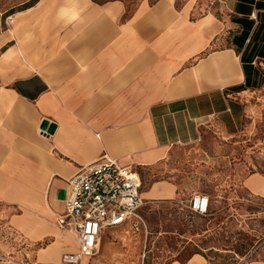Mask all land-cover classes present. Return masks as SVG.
I'll use <instances>...</instances> for the list:
<instances>
[{
	"label": "crops",
	"instance_id": "1",
	"mask_svg": "<svg viewBox=\"0 0 264 264\" xmlns=\"http://www.w3.org/2000/svg\"><path fill=\"white\" fill-rule=\"evenodd\" d=\"M2 1L0 199L24 209L12 215L15 226L52 238L37 264H60L78 248L53 209L80 166L106 156L168 170L175 151L203 131L231 139L263 119L264 0ZM170 178L141 186L144 202L176 199ZM242 183L264 198V170ZM115 228L125 230L124 249L106 237ZM130 231L146 230L106 228L96 253L124 261L136 248ZM168 264L206 260L193 253Z\"/></svg>",
	"mask_w": 264,
	"mask_h": 264
},
{
	"label": "rangeland",
	"instance_id": "2",
	"mask_svg": "<svg viewBox=\"0 0 264 264\" xmlns=\"http://www.w3.org/2000/svg\"><path fill=\"white\" fill-rule=\"evenodd\" d=\"M207 1L196 0L197 5ZM262 118L251 133L231 139L210 129L203 131L201 140L175 151L168 170L135 168L142 177V189L153 180L171 177L178 186L176 199L144 202L141 215L146 231H130L136 248L124 261L101 258L98 252L87 264H168L173 258L184 262L196 252L206 264L264 261V198L251 195L242 183L247 173L264 170V110ZM195 194L208 197L205 213L188 208ZM61 209L54 206L53 211ZM23 210L0 199V264H33L38 249L52 241L50 236L35 238L15 226L12 215ZM124 233L115 228L106 237L111 235L109 239L120 249Z\"/></svg>",
	"mask_w": 264,
	"mask_h": 264
},
{
	"label": "built area",
	"instance_id": "3",
	"mask_svg": "<svg viewBox=\"0 0 264 264\" xmlns=\"http://www.w3.org/2000/svg\"><path fill=\"white\" fill-rule=\"evenodd\" d=\"M9 17L6 24L11 21ZM65 182L62 209L56 213L55 223L75 236L78 248L64 253L60 264H78L82 258L92 257L106 228L127 224L132 230L146 229L141 215L142 182L134 167L103 156L80 166ZM188 208L205 213L208 197L193 195Z\"/></svg>",
	"mask_w": 264,
	"mask_h": 264
},
{
	"label": "water",
	"instance_id": "4",
	"mask_svg": "<svg viewBox=\"0 0 264 264\" xmlns=\"http://www.w3.org/2000/svg\"><path fill=\"white\" fill-rule=\"evenodd\" d=\"M46 123H47V121H46V120H44V121L41 123V125H42V126H41V128H42V129H44V128H45V126H46Z\"/></svg>",
	"mask_w": 264,
	"mask_h": 264
},
{
	"label": "clouds",
	"instance_id": "5",
	"mask_svg": "<svg viewBox=\"0 0 264 264\" xmlns=\"http://www.w3.org/2000/svg\"><path fill=\"white\" fill-rule=\"evenodd\" d=\"M61 15H63V13H61ZM72 18L75 19V16H73Z\"/></svg>",
	"mask_w": 264,
	"mask_h": 264
},
{
	"label": "trees",
	"instance_id": "6",
	"mask_svg": "<svg viewBox=\"0 0 264 264\" xmlns=\"http://www.w3.org/2000/svg\"><path fill=\"white\" fill-rule=\"evenodd\" d=\"M196 253H198V252H196Z\"/></svg>",
	"mask_w": 264,
	"mask_h": 264
}]
</instances>
